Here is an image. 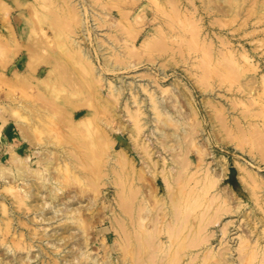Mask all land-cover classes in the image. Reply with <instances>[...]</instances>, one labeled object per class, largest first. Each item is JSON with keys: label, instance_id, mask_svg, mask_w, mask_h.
I'll return each mask as SVG.
<instances>
[{"label": "rangeland", "instance_id": "1", "mask_svg": "<svg viewBox=\"0 0 264 264\" xmlns=\"http://www.w3.org/2000/svg\"><path fill=\"white\" fill-rule=\"evenodd\" d=\"M157 262L264 264V0H0V264Z\"/></svg>", "mask_w": 264, "mask_h": 264}, {"label": "bare ground", "instance_id": "2", "mask_svg": "<svg viewBox=\"0 0 264 264\" xmlns=\"http://www.w3.org/2000/svg\"><path fill=\"white\" fill-rule=\"evenodd\" d=\"M253 3V2H252ZM251 3V4H252ZM141 161H142V164H144V168L146 169V172H151V168L150 166L148 165V163L143 159V158H140ZM28 156H24V157H20L19 155H16L13 159V162L15 164V173L17 175H21V174H25L27 173L28 171L31 172V173H34L37 177H39L41 179V183L42 184H45L47 183L49 180H48V177L44 176L43 175V168L39 167V168H33V169H30L29 167H27V162H28ZM177 214V213H176ZM174 214L170 217V220H171V225L174 224V222H177L178 221V218H177V215ZM138 218V217H137ZM145 218L144 217H141L139 218V223H140V220L142 223L138 224L139 225V228L143 226V220ZM135 221V220H134ZM168 234V237H171V230L169 229V231L167 232ZM222 233V232H221ZM223 234V233H222ZM162 244V243H161ZM147 259V258H146ZM150 259H151V256H150ZM137 261V260H136ZM138 261H139V258H138ZM137 263V262H136ZM159 262H157L158 264ZM139 264V263H138ZM141 264V263H140ZM143 264V263H142Z\"/></svg>", "mask_w": 264, "mask_h": 264}]
</instances>
